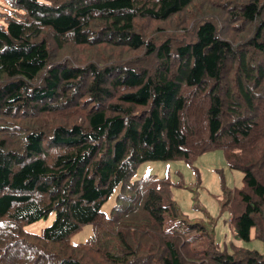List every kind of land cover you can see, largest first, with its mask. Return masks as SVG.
Returning <instances> with one entry per match:
<instances>
[{"label":"trees","instance_id":"obj_1","mask_svg":"<svg viewBox=\"0 0 264 264\" xmlns=\"http://www.w3.org/2000/svg\"><path fill=\"white\" fill-rule=\"evenodd\" d=\"M216 150L234 236L264 243L263 0H0V264H264L208 233L201 260L148 207L168 178H135Z\"/></svg>","mask_w":264,"mask_h":264},{"label":"rangeland","instance_id":"obj_2","mask_svg":"<svg viewBox=\"0 0 264 264\" xmlns=\"http://www.w3.org/2000/svg\"><path fill=\"white\" fill-rule=\"evenodd\" d=\"M169 31L172 33L174 29L170 28ZM229 35L232 36L231 33ZM156 36L161 37L160 34ZM153 38L154 36L151 37ZM235 40L237 41V38ZM147 175L168 178L170 181L172 204L167 203L164 198L160 201L159 195L153 193L148 207L165 229L184 227L187 236L192 237L191 251L196 253L198 258L207 261L209 257L210 237L207 238L206 233L212 235L222 249L235 244L264 253L263 241L255 239L254 235L248 242L234 236L230 226L232 219L230 211L227 208L223 211L221 208L226 191H234L244 186V174L229 168L221 150L204 154L194 164L185 161L145 162L139 167L135 178L138 180ZM222 181L226 188L223 187ZM118 194L119 189L103 205L102 210L108 216L112 214L117 204L125 203L119 200ZM55 218L54 212L48 218L27 226L26 230L30 233L43 234L44 229L52 225ZM93 232V226L87 225L75 234L71 241L75 244L83 243ZM95 258L99 263L100 256L97 255ZM188 264H196V260L191 258Z\"/></svg>","mask_w":264,"mask_h":264}]
</instances>
